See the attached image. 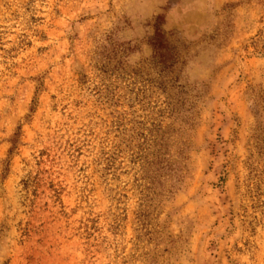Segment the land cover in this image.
<instances>
[{
	"label": "rangeland",
	"instance_id": "374dc122",
	"mask_svg": "<svg viewBox=\"0 0 264 264\" xmlns=\"http://www.w3.org/2000/svg\"><path fill=\"white\" fill-rule=\"evenodd\" d=\"M264 0H0V264H264Z\"/></svg>",
	"mask_w": 264,
	"mask_h": 264
},
{
	"label": "trees",
	"instance_id": "16d2710c",
	"mask_svg": "<svg viewBox=\"0 0 264 264\" xmlns=\"http://www.w3.org/2000/svg\"><path fill=\"white\" fill-rule=\"evenodd\" d=\"M259 149L261 150L260 153L264 155V140H262V146Z\"/></svg>",
	"mask_w": 264,
	"mask_h": 264
}]
</instances>
